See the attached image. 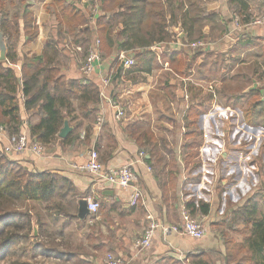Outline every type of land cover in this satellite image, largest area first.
Returning <instances> with one entry per match:
<instances>
[{
  "label": "crops",
  "instance_id": "crops-1",
  "mask_svg": "<svg viewBox=\"0 0 264 264\" xmlns=\"http://www.w3.org/2000/svg\"><path fill=\"white\" fill-rule=\"evenodd\" d=\"M51 1H29L33 10L40 11L36 19L38 35L28 44L17 43L18 56L39 55L49 39H57L55 18L49 14L54 21L47 25L44 17L47 14L44 5L48 6ZM66 1L74 3L85 15L86 10L88 12L87 0ZM249 3L253 17L259 15L264 7V0H250ZM197 5L199 8L190 4L186 9L190 16L201 19L198 27L204 32L203 38L210 43L208 46L189 53L180 46V38L172 37L171 32L179 25L175 24L169 27L171 40L156 43L161 51L150 48L156 44L148 48L149 53L158 61L163 53L172 50L181 51L189 58L199 54L187 77L173 73L168 62H164L160 67H152L149 73L143 72L142 80H127L122 75L120 59V55H127V52L118 46L122 39L117 35L123 29L120 22L113 31L112 51L106 54L99 49V59L94 71L83 76L78 69L79 52L73 47L76 45L74 37L67 34L66 41L59 43L60 73L68 79L84 78L97 84L99 101L88 106L92 112L86 117L81 114L74 101V117L71 120L67 118L72 136L75 137L71 143L67 144L64 142L65 138L58 136L44 148L42 155L37 156L28 151L13 155L31 170H50L67 181L63 186L64 196L59 198L62 209L56 214L58 217H55L54 222L55 225H60L58 229H62L63 233L73 223L82 228L84 226L82 233L86 235L91 250L99 254L90 261L86 260L92 264H102L105 252L108 251L121 255L125 264H153L169 256L180 260L187 254L195 253L197 249L217 248V251H221L224 244L219 231L213 226L230 217L254 192L264 191V99L261 95V90L264 89V25L234 29L233 21L237 16L227 0H197ZM116 11L117 9L105 15ZM88 27L91 29L92 45L97 40L96 25ZM82 29L80 26V30ZM184 38L188 39L187 35ZM245 44L249 48L245 49ZM135 52L132 56L134 61L135 55L141 50ZM203 60H207L205 68H212L221 76L212 75L206 80L196 77L194 69ZM20 63L19 60L13 65L18 73ZM119 70L120 78L115 76ZM104 79H108L106 84ZM178 90H181V97ZM109 99L122 103L126 111L124 118H115ZM190 108L197 111L190 129L192 138L186 137L184 125L191 120L186 121L185 118ZM98 115L103 117L100 125L96 123ZM23 117L27 122V112H24ZM168 117L174 119L170 128L176 126L182 141L179 144L181 153L173 149L174 144L170 146V141L168 143L166 139H161L165 137H159L154 131L156 126L170 130L165 127L168 125L165 123ZM30 118L33 121L37 119ZM77 122L80 125L74 129ZM85 131L89 132L86 140L80 138ZM141 132L148 134L141 136ZM0 140L2 144L6 142V135L2 132ZM188 144L195 146L191 149L186 146ZM93 149L97 151L98 159L105 167L131 166L136 177L135 187L140 193L137 205L131 206L128 203L133 190L131 186L122 189L75 168V165L87 160L88 153ZM156 151L164 154L166 160L171 152L175 154L177 180L174 190L167 192L163 189L169 169L167 163H156ZM192 151L196 155L186 165L184 160L188 159ZM140 152L144 153L143 158L140 157ZM197 162L198 166L194 167L193 164ZM202 172H205L204 176ZM88 196L99 202V209L96 213H89L79 219L78 202ZM200 202L207 203L210 207L207 214L197 212L193 215L205 225V234L201 239L193 240L174 232L163 235L157 230L148 249L140 252L133 248L134 240L141 235L150 220L160 223L175 222L179 218L181 207H186L187 203L198 207ZM64 220H69V223H62ZM92 230H96L98 239H95Z\"/></svg>",
  "mask_w": 264,
  "mask_h": 264
},
{
  "label": "trees",
  "instance_id": "trees-1",
  "mask_svg": "<svg viewBox=\"0 0 264 264\" xmlns=\"http://www.w3.org/2000/svg\"><path fill=\"white\" fill-rule=\"evenodd\" d=\"M249 2L250 0H227L232 12L243 24L249 23L253 18ZM17 4L22 14L16 13L11 20L8 18L4 0H0V32L5 42V58L0 59V128L7 136L20 134L26 129L24 133L45 148L58 138L64 120L67 118L71 120L74 117V101L77 102L81 114L86 117L92 112L88 106L99 101L100 92L98 85L88 79H68L60 73L61 50L59 42L55 39H49L39 55L20 57L17 53V45L13 49L7 47L6 39L8 38L14 37L18 40L21 37L18 43L28 44L38 35V27L30 11L31 3L28 0H17ZM190 4L199 8L197 0H102L101 14L95 23V38L97 37L100 41L99 49L106 54L112 51L113 31L120 22L123 24V29L117 35L122 39L118 43L119 48L127 52L130 57L136 54V50H141L135 55L134 64L124 73L127 80L131 82L142 80L143 72L149 73L152 67H160L164 62H168L173 73L180 77H187L192 72L199 54L189 58L181 51L172 50L163 53L158 61L149 53L148 48L156 43L170 41L169 27L175 24L180 25L190 41L204 37V32L198 27L201 19L198 16H190L187 12L186 8ZM46 7L48 13L57 22L58 36L65 38L60 43L66 41L67 34L73 36V42L81 46V54L84 58L91 43V29L87 25L84 12L77 9L74 3L66 0H52ZM115 9H117L115 13L105 15ZM244 47L249 48L246 44ZM19 60L21 63L18 73L13 65ZM206 64L207 60H203L201 65L195 67L196 77L206 80L212 75L221 76L218 71L205 68ZM120 71L116 72L115 76L120 78ZM193 110L190 108L185 117L186 121L191 119L190 122L184 124L186 137L190 138L193 136L190 131L193 125L192 120L197 116V111ZM24 112L28 114L27 122L23 117ZM30 117L37 119L33 121ZM79 125L80 123H75L74 129ZM147 134L148 132H141V136ZM88 136L89 132L85 131L84 139L86 140ZM150 137L153 140L151 133ZM74 138L71 132L65 137L64 142L71 143ZM3 145L0 140V257L4 254L3 248L19 239V233L23 230V217L33 221L30 213L32 204L45 203L44 210L48 211L52 217L61 211L60 201L54 200H60L59 198L64 196L63 186L67 182L50 170L29 169L17 156L7 155L3 151ZM140 146L143 145L140 144ZM186 146L192 149L195 145ZM156 153V163L162 165L167 163L169 169L165 177L166 181L162 185L163 189L167 192L174 190L177 180L175 154L171 152L169 159L166 160L164 154L158 151ZM195 155L196 152H190L188 159L184 160L185 164L187 165L188 160ZM198 164V162L194 163L193 166L197 167ZM258 195L252 194L231 213L230 217L217 223L227 224L230 221V223H240L247 228L248 234L239 244L241 252H245L243 264H264V203L260 205V201L256 199ZM186 207L191 215L197 212L207 214L210 208L204 202H200L198 207L187 203ZM35 217L41 228L46 226L40 213L36 212ZM60 233L56 234L60 235ZM225 242L227 244L224 245L226 253L223 254L225 264H240L230 263V259L234 256L230 251H234V247L238 245L232 240ZM37 245L40 244L36 243L35 246ZM239 248L237 247L240 251ZM211 252L222 255L221 251ZM199 254H187L185 259L191 258V264H207L203 258L199 259ZM153 264L184 263L182 260L169 256Z\"/></svg>",
  "mask_w": 264,
  "mask_h": 264
},
{
  "label": "rangeland",
  "instance_id": "rangeland-1",
  "mask_svg": "<svg viewBox=\"0 0 264 264\" xmlns=\"http://www.w3.org/2000/svg\"><path fill=\"white\" fill-rule=\"evenodd\" d=\"M4 3L5 9L8 11L9 19L12 20L13 15H15L16 13H18L19 15L22 14L21 12H19L20 8H18L19 5L17 4V0H4ZM34 6H36V4H34ZM44 8L47 13L44 15L45 22L48 25L51 24V22H53L54 20L51 18L52 15H49L46 5H44ZM30 11L32 12V16L36 21V19H38L37 16L40 15V11L37 12L32 8H30ZM34 13L37 15L35 16ZM87 15L88 12L86 10V17ZM20 39L22 38L20 37L18 40H16L14 37L6 39L7 47L11 49L15 48ZM64 39V37H59L57 35V39L55 40L60 43L64 41ZM81 53L82 52L79 51V53L77 54L79 55L77 56L78 66L79 62L83 59ZM168 118L169 119L165 121V123H168V125H166L165 127H169L168 129L170 130H167V128H159L158 126H156L154 131L157 135H159V137H165L161 139H166L168 143L170 141V146H173L174 144L173 149L176 150V152L179 151L181 153L179 144L182 141L180 139L179 133L176 130L177 128L176 126H174L172 129L170 128V126L174 122V119L171 117ZM256 193L259 194L256 199L260 201V205H263L264 191L258 190L253 194ZM54 201L57 202L59 200ZM45 205V203L32 204L30 213L31 219H33V221L31 222L27 217H23V230L19 233V239L13 244L10 243L7 247L2 249V252H4V254L2 257H0V264H92L91 262H88L86 260L90 261L92 258H95V256H99V254H95V252L91 250L90 243L88 242L86 235L82 233L83 229L85 230L84 226L82 228L81 225H75L73 223L70 227H67V232L63 233L62 229H58L60 225H55L54 222L55 217L58 216L53 214L54 217H52V215H50L48 211L44 210ZM66 207L68 208L67 205ZM36 212L41 214L43 221L46 223L45 227L41 228V226L37 224V219L35 217ZM68 212L71 213V209L68 208ZM196 218L198 220H201L198 217ZM62 223H69V220H64V222ZM213 228H215L216 231H219L221 242L225 246L227 245L225 241L232 240L235 241V243L238 245L237 247L239 248V244L242 243V240L248 234L247 228H245V226L241 225L240 223H230V221L227 222V224H217L213 226ZM92 232L95 239H98L99 235L95 234L96 230H92ZM56 233H60V237H58L59 235H57ZM62 233L63 235L61 236ZM54 234H56V236H54ZM36 237H38V239H35ZM36 243L40 245L35 246ZM225 246H222V248H220L222 255L211 252H218L216 250L217 248L213 250L197 249L193 254L196 255L201 253L198 255L200 257L199 259L203 258L207 264H225V260H223V254L226 253ZM237 247H234V251H230L234 255L232 256V259H230V263L243 264L244 262H242V260L244 258L243 255L245 252H241L242 250L240 248L239 251ZM108 253L114 254L113 251H108L105 252V255ZM185 258L182 257V259L180 260H182L184 264H191V258L189 260H186Z\"/></svg>",
  "mask_w": 264,
  "mask_h": 264
},
{
  "label": "built area",
  "instance_id": "built-area-1",
  "mask_svg": "<svg viewBox=\"0 0 264 264\" xmlns=\"http://www.w3.org/2000/svg\"><path fill=\"white\" fill-rule=\"evenodd\" d=\"M101 1L102 0H87V24L90 26L96 25V19L101 13ZM233 25L234 29L237 30L249 26L264 25V7L261 10L260 14L254 16L249 23L243 24L240 22L238 17H235ZM171 33H173L172 37L180 38V46L184 47L186 51L188 50L189 53H193L194 50H201L210 44L204 38L188 41V39L184 38L186 34L180 27V25L175 26ZM99 43L100 41L97 39L92 45H90L87 55L82 59V61L79 62L78 69L81 75L88 76L92 71H94L95 63L99 59ZM73 47L75 51H81L80 45H73ZM150 48L154 51H156V48L161 51V47L159 46V44L153 45ZM120 59L123 67L122 75H124L125 71L134 64V59L123 53L120 55ZM107 80L108 79H104L103 82L106 84ZM108 103L114 109V116L116 119H122L125 117L126 111L120 101H111L109 99ZM102 118V115L97 116V125L101 124ZM0 132L3 133V130L1 128ZM80 138H84V133H81ZM3 151L10 156L18 155L27 151L38 156L43 154L44 146L36 140L30 139L24 132H22L17 135H6V142L3 145ZM143 156L144 153L140 152V157L143 158ZM75 168L78 171H82L92 175L94 178L100 181L117 185L122 189H126L131 186L133 190L131 192L128 203L131 206H135L138 204L140 193L135 187L136 177L130 165L127 164L119 167H105L99 161L97 151L93 149L88 153L87 160L83 164L75 165ZM202 174L204 176L205 172H202ZM86 199L89 212L96 213L99 209V202L91 196L86 197ZM157 230H159L163 235L174 232L186 235L193 240H199L205 234V228L202 221L191 215L189 210L185 206H183L180 208L179 218L175 222L160 223L155 220H150L141 235L134 240L133 248L140 252L148 249L152 245L153 237ZM102 264H125V260L121 255L108 253L103 258Z\"/></svg>",
  "mask_w": 264,
  "mask_h": 264
},
{
  "label": "water",
  "instance_id": "water-1",
  "mask_svg": "<svg viewBox=\"0 0 264 264\" xmlns=\"http://www.w3.org/2000/svg\"><path fill=\"white\" fill-rule=\"evenodd\" d=\"M30 1H32V0H30ZM4 58H5V42L3 40V36L0 32V59L2 60ZM178 95L181 97V90L178 91ZM261 95L264 99V89L261 90ZM71 130H72V128L69 126L67 119H65L63 122V126L61 127V129L58 133V136L60 138H65L71 132ZM89 213L90 212L87 208V199L86 198L80 199L78 202L77 217L79 219H83Z\"/></svg>",
  "mask_w": 264,
  "mask_h": 264
}]
</instances>
